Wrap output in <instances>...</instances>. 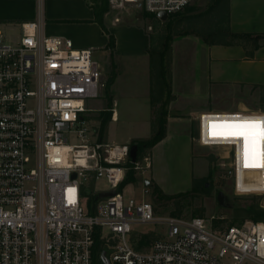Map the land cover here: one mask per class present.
I'll use <instances>...</instances> for the list:
<instances>
[{
    "label": "built area",
    "instance_id": "1",
    "mask_svg": "<svg viewBox=\"0 0 264 264\" xmlns=\"http://www.w3.org/2000/svg\"><path fill=\"white\" fill-rule=\"evenodd\" d=\"M34 1L36 17L21 23L18 37L0 31V264H91L96 233L117 241L111 264H264V220L225 226L216 217L158 216L146 198L118 191L127 171L142 165L132 161L131 143L88 139V102L102 97L107 81L98 48L48 35L46 0ZM108 1L115 11L169 16L195 0ZM229 112L200 113L198 143L229 149L237 193L264 194V168L243 166L242 142L209 135L211 121L264 118V110ZM100 179L116 194L90 213L87 185ZM157 224L166 233L148 250L131 244L136 227Z\"/></svg>",
    "mask_w": 264,
    "mask_h": 264
},
{
    "label": "rangeland",
    "instance_id": "2",
    "mask_svg": "<svg viewBox=\"0 0 264 264\" xmlns=\"http://www.w3.org/2000/svg\"><path fill=\"white\" fill-rule=\"evenodd\" d=\"M32 1L0 0V31L18 37L21 34L20 20H24L27 14L31 15L37 9ZM94 2V0L45 2L47 34L52 35L53 31H57L62 34L59 36L72 39L75 47L93 45L98 48L96 56L105 81L115 74V81L113 85L111 84L113 93L104 91L102 95L105 106L97 111H87L84 115L90 142L98 140L108 142L103 138L101 124L107 118L108 125L112 118L110 115L112 104L121 111L125 109L130 111L131 119H128V122L121 121L110 125L108 138L111 142L124 143L129 134L146 133L144 126L147 119L152 121L151 136L161 127L163 104L156 101L158 95L153 97L150 93V102L147 95L149 88L152 89V85L154 87L150 51L153 50L155 57H158V50L163 49L164 43L169 40V36L171 37L170 49L164 59L166 70L170 73L172 96L165 107L168 114L165 126L169 135L159 148L152 151L147 148L141 153L142 169L135 172L136 181L125 186V195L146 198L152 202L158 216L216 217L222 218L225 226L232 223L262 221L253 220L246 209L249 206L264 207V194H239L235 191L233 181L227 175L231 165L229 149L199 144V123L197 117L190 114L192 109L200 106L207 108L203 112L238 111L242 107L251 112L264 110V84L235 79L245 77L243 75L245 66L241 61L223 58L212 62L213 59L207 52L208 46L195 40L201 36L191 33L192 28L208 30L203 23L208 17L189 16L205 11L212 0H196L181 13L168 16L173 19L167 23L155 14L148 16L140 7L129 6L121 11L109 7L104 23L109 33L115 36L114 48L108 45L109 33L98 22ZM227 5L229 7V4ZM226 10L224 4L217 10L216 13L219 15L215 16L213 21L224 17L225 26ZM182 14L185 16L177 17ZM116 17H120V22L114 26L112 23H115ZM226 38L234 40L230 34H227ZM260 41L239 40L242 43L246 42L250 48L257 46ZM220 54L216 53L218 57ZM208 68L212 80L207 72ZM222 70L225 71L223 75L226 77L222 78L225 80L221 79L222 81L218 82L215 78L220 76L218 73L222 74ZM90 102L93 107L96 106V99H91ZM69 142L77 141L70 137ZM145 157H149V167L146 165ZM146 181L150 184L146 185ZM256 185L252 183L249 187ZM87 186L88 191L84 199L87 208L89 198L98 193L97 189L112 191L104 179ZM220 192L223 193L222 203L218 199ZM147 233H154L155 240L165 235L166 228L161 224L138 226L129 237L131 244L139 250H148L153 240L147 244L142 242L143 234ZM104 235L105 237H100L101 247L108 257L117 241L108 238L105 233ZM100 260L103 264L102 253Z\"/></svg>",
    "mask_w": 264,
    "mask_h": 264
},
{
    "label": "crops",
    "instance_id": "3",
    "mask_svg": "<svg viewBox=\"0 0 264 264\" xmlns=\"http://www.w3.org/2000/svg\"><path fill=\"white\" fill-rule=\"evenodd\" d=\"M32 2L35 7L36 2H34V0ZM227 14H228V23L226 24L229 25V29L231 32L250 34L252 36L264 35V0H229V7H227L226 15ZM45 15H46V20H47L46 8H45ZM35 17H36V11L34 10L33 13H31V15L27 14L24 20H20V24L24 21L33 20L35 19ZM104 18H106V16H104ZM112 25L117 26L116 23H112ZM47 28L48 27L46 23V28H45L46 31H47ZM52 35L59 36L62 34L57 31H53ZM243 39H246L247 41L248 40L254 41L253 39L260 41L259 39L261 38L256 39L254 37L253 38L241 37V38H234V40L227 39L231 41V43L229 44L207 43L204 39H202V37L201 38L197 37L195 40L199 41L202 45L206 44L208 46L207 52H209L210 58L213 59L212 62H215L217 60H222L223 58L231 59V60H240L242 65L245 66L243 67L244 69L243 75H245V77L235 78V79H238V81L256 82V83L264 84V39L262 38L263 42H261L262 41L261 40L260 42H258L257 46L252 47V48L248 47L249 45L246 42L244 43L239 42V40H243ZM149 45L147 46V53H149ZM78 48H85V47L81 46ZM217 52L221 53L219 57L216 55ZM211 65L212 63L209 65V68L211 67ZM209 68L207 72H209L210 79L212 80V75H211V71ZM224 72L225 71L222 70V74L218 73L220 76L218 78H215V79H218L216 81L221 82L222 80H225V79H222L226 77L225 75H223ZM241 79H244V80H241ZM111 86L109 90L105 93H113L111 91ZM150 93H151V89L149 88L148 94H147L149 96V99H148L149 102L151 98ZM115 100L117 99L115 98ZM90 101L88 102V108H89L88 111H97L105 106L104 99L102 97L96 99L97 103H96V106L94 107L93 105H91ZM172 105H170V108L172 107ZM107 106H108V103H107ZM206 109L207 108L200 106L198 108L192 109L191 111L189 109L188 111L191 112V113L189 112L190 114H193L195 117H198L199 114L205 111ZM110 111L112 112L110 114L112 118L109 120L106 131L104 132L103 138H105L110 143L118 144V142L109 141L108 137H109L110 125H112L113 123H119L121 121L128 122V119H131V115H130L131 113L127 109L121 111L116 106H113V104H112V108L110 109ZM238 111H246V108L242 107ZM219 112H229V111H219ZM208 123L209 121H207V124ZM145 126H144V130L146 128L145 130L146 133L129 134L127 138H125L126 142L119 143V144L130 143L131 141L136 140V139L150 137L152 134L151 119L146 120ZM168 135H169L168 132H166V135L157 144L151 147L150 150L152 151V150L159 148L165 142Z\"/></svg>",
    "mask_w": 264,
    "mask_h": 264
},
{
    "label": "trees",
    "instance_id": "4",
    "mask_svg": "<svg viewBox=\"0 0 264 264\" xmlns=\"http://www.w3.org/2000/svg\"><path fill=\"white\" fill-rule=\"evenodd\" d=\"M96 5V10L98 14V22L102 26V28L109 33L108 29L106 28V25L104 23V16L107 10L109 9V1L108 0H94ZM226 5V9L228 7L227 4H229V0H212L211 4L205 9V11L197 13L196 15H190L189 18H203L208 17L207 20H203V23L206 24L208 30H194L193 28L191 30V33H196L197 35H200L202 39H204L207 43H225L229 44L231 41L227 40L226 35L230 34L233 38H241V37H250V38H264V35H256L252 36L250 34H244V33H233L229 29V25L225 24L223 25L224 17L222 19H217V21H213V18L219 13H216L221 6ZM189 7V6H188ZM187 7V8H188ZM186 8V9H187ZM145 11V10H144ZM227 12V10H226ZM145 13L149 16L154 13L145 11ZM181 13V12H178ZM175 13V14H178ZM156 15V14H155ZM174 14L169 15L173 16ZM185 15L182 14L177 17H184ZM173 18L166 19V23L170 22ZM226 22L228 23V14L225 16ZM168 20V21H167ZM207 31V32H206ZM109 36V47L114 48L116 45L115 36L112 34H108ZM169 40L164 43L165 47L161 50H158V57H155L154 51H150V62H151V68H152V83H154V87L152 85L151 93L152 96L155 97L156 95V101L162 102L163 109L161 111V117H160V123L161 127L158 128V130L153 134L152 136L148 138H141L136 139L133 143H136L138 145V157L137 160H139L141 157V153L147 149L153 147L155 144H157L165 135H166V126L167 123V110L165 109L166 105L168 104L169 99H171V88H170V73L166 70V64H165V55L170 49V40L171 37H168ZM255 40V39H254ZM115 81V74H112L110 78L106 81V88L105 91L107 92L111 86V84ZM104 117H106L104 115ZM106 120L102 121L101 124V130L103 133L106 131L107 125ZM102 139V138H100ZM101 141V140H100ZM132 143V144H133ZM129 166H133L132 163H128ZM135 170L133 168H130L127 171V174L124 178V180L120 183L118 187V191H121L127 184L136 181L135 177ZM161 193V192H160ZM99 201L98 193L92 195L89 198L88 203V209L90 213L95 212L96 204ZM246 211L248 212L249 216L257 221V220H264V207H256V206H249L247 207ZM143 240L142 242L144 244L150 243L155 237L154 233H147L143 234ZM142 242L140 244H142ZM101 239L99 233H96L95 235V242L93 246V259L91 264H101L100 260V254L103 252L101 247Z\"/></svg>",
    "mask_w": 264,
    "mask_h": 264
},
{
    "label": "snow or ice",
    "instance_id": "5",
    "mask_svg": "<svg viewBox=\"0 0 264 264\" xmlns=\"http://www.w3.org/2000/svg\"><path fill=\"white\" fill-rule=\"evenodd\" d=\"M209 135L241 141L243 166L264 168V118L211 121Z\"/></svg>",
    "mask_w": 264,
    "mask_h": 264
},
{
    "label": "water",
    "instance_id": "6",
    "mask_svg": "<svg viewBox=\"0 0 264 264\" xmlns=\"http://www.w3.org/2000/svg\"><path fill=\"white\" fill-rule=\"evenodd\" d=\"M158 17L162 20H166L168 18V14L165 12V11H161L158 13ZM130 157L132 159L133 162L137 161V157H138V145L136 143H133L131 145V148H130ZM150 182L149 181H146V185H149ZM116 194V191H100L98 193V198L99 199H102L104 197H107V196H112ZM218 199L220 200V202L222 203V199H223V193L220 192L219 195H218ZM102 261H103V264H111L110 261H109V258L106 256V251H103L102 252Z\"/></svg>",
    "mask_w": 264,
    "mask_h": 264
},
{
    "label": "bare ground",
    "instance_id": "7",
    "mask_svg": "<svg viewBox=\"0 0 264 264\" xmlns=\"http://www.w3.org/2000/svg\"><path fill=\"white\" fill-rule=\"evenodd\" d=\"M223 115H225L226 114V112H221ZM227 113H231V112H227Z\"/></svg>",
    "mask_w": 264,
    "mask_h": 264
}]
</instances>
